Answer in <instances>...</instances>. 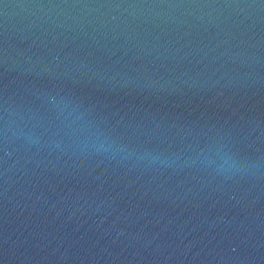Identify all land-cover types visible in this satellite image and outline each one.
<instances>
[{
	"label": "water",
	"instance_id": "95a60500",
	"mask_svg": "<svg viewBox=\"0 0 264 264\" xmlns=\"http://www.w3.org/2000/svg\"><path fill=\"white\" fill-rule=\"evenodd\" d=\"M0 264H264L261 0H0Z\"/></svg>",
	"mask_w": 264,
	"mask_h": 264
},
{
	"label": "snow or ice",
	"instance_id": "6c2138e0",
	"mask_svg": "<svg viewBox=\"0 0 264 264\" xmlns=\"http://www.w3.org/2000/svg\"><path fill=\"white\" fill-rule=\"evenodd\" d=\"M261 2H262V5H264V0H261Z\"/></svg>",
	"mask_w": 264,
	"mask_h": 264
},
{
	"label": "clouds",
	"instance_id": "9594fccd",
	"mask_svg": "<svg viewBox=\"0 0 264 264\" xmlns=\"http://www.w3.org/2000/svg\"><path fill=\"white\" fill-rule=\"evenodd\" d=\"M115 7H120L119 5H116Z\"/></svg>",
	"mask_w": 264,
	"mask_h": 264
}]
</instances>
